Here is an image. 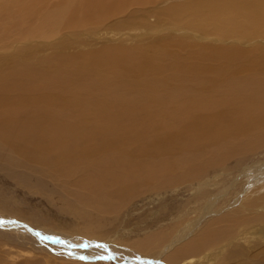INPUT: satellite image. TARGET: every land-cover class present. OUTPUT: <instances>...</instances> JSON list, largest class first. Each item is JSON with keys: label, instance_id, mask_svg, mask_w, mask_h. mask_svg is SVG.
Returning a JSON list of instances; mask_svg holds the SVG:
<instances>
[{"label": "bare ground", "instance_id": "1", "mask_svg": "<svg viewBox=\"0 0 264 264\" xmlns=\"http://www.w3.org/2000/svg\"><path fill=\"white\" fill-rule=\"evenodd\" d=\"M157 1L0 0V156L37 167L100 212L186 185L200 192L193 213L203 214L178 228L170 246L153 236L137 248L183 264L225 241L239 245L238 233L257 226L258 239L239 254L242 264H264L258 207L200 226L230 182L212 195L201 188L215 187L231 158L264 149V0H183L152 22L130 18L127 26L148 31L140 45L72 53L106 21ZM182 230L195 233L184 245Z\"/></svg>", "mask_w": 264, "mask_h": 264}, {"label": "rangeland", "instance_id": "2", "mask_svg": "<svg viewBox=\"0 0 264 264\" xmlns=\"http://www.w3.org/2000/svg\"><path fill=\"white\" fill-rule=\"evenodd\" d=\"M160 1L156 2L158 6L155 3L145 5L144 10L143 6L130 7L123 14L111 18L106 21L104 27L107 29L103 28V32L100 30L92 38L82 36V43L73 46L72 53L75 50H95L104 45H140L144 40L142 36L148 35V31L144 27L134 30L127 26L130 18L141 15L152 22L155 12L170 4L183 2ZM180 36L175 35L176 38ZM82 45L85 47L82 48ZM13 160L0 156V264H170L165 258L162 259V254L157 258H149L137 247L153 236L168 238L166 242L170 246V237L178 228H183L189 220H197L203 214L204 209L193 213L202 201H194L200 192L194 193L186 185L137 195L112 213L100 212L90 205L81 207L72 194L74 188L65 187L64 183L43 175L37 167L24 166ZM224 167L229 173L217 178L215 187L201 188L212 195L215 190L224 188L223 182H230L214 199L215 202L213 200L205 204L212 207L207 216L203 217L201 229L203 223H209L219 215L235 211L240 214H257L253 210H244L250 205L258 207L256 210L264 214V197L261 198L264 196V149L237 155L227 161ZM210 176L207 180L213 178V173ZM184 212L189 216L187 214L186 218L179 220L178 217L184 215ZM258 228L255 226L238 233L240 235L237 238L241 243L237 246L231 241H225L213 249H205L202 256L190 254L183 256L181 261L183 264H242L245 257L241 258L240 248L249 247L252 241L258 239ZM193 233L183 236L182 230L180 235L183 238L177 240L178 243L184 245L194 237ZM246 240L251 243L246 244ZM203 256L206 257L204 261ZM208 256L214 260L210 262ZM189 259L191 262H188Z\"/></svg>", "mask_w": 264, "mask_h": 264}]
</instances>
